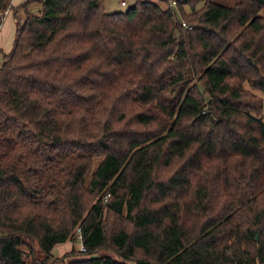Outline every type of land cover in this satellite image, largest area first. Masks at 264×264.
Here are the masks:
<instances>
[{
  "label": "trees",
  "instance_id": "16d2710c",
  "mask_svg": "<svg viewBox=\"0 0 264 264\" xmlns=\"http://www.w3.org/2000/svg\"><path fill=\"white\" fill-rule=\"evenodd\" d=\"M175 3L41 0L17 20L0 264H264V0ZM77 228L83 256L54 255Z\"/></svg>",
  "mask_w": 264,
  "mask_h": 264
},
{
  "label": "rangeland",
  "instance_id": "374dc122",
  "mask_svg": "<svg viewBox=\"0 0 264 264\" xmlns=\"http://www.w3.org/2000/svg\"><path fill=\"white\" fill-rule=\"evenodd\" d=\"M26 0H10V7L11 10H6L3 13L1 23L4 21V26L2 28V32H0V38H2V41L0 40V43L2 42L3 46H0V61L3 59V53H7L12 48L14 38H15V32H16V20L22 21L25 17V12H31V13H37L41 8V0H32L28 2L26 8L21 7L20 5L25 2ZM124 4H121V0H103L104 2V9L107 12H113V11H125L130 6H132L136 0H123ZM159 5L163 8L171 6L173 10L177 12L178 17L180 18V14L178 12L177 5L175 3V0H156ZM228 2H232V0H228ZM201 3L197 4V8L200 7ZM185 11H189L190 7L185 5L184 7ZM14 18L16 19L14 21ZM0 23V24H1ZM10 25H12V33L10 32ZM1 26V25H0ZM3 35V36H2ZM1 64V62H0ZM264 121V114H261ZM99 158H95L94 162L92 163V168H94L96 162ZM168 169L164 168L160 171V176H164L168 173ZM79 245L80 241L77 236H75V239L73 240H66L64 242L57 243L53 246L52 252L54 255L61 256L65 253H70L71 249H74V252L72 254H69L65 261H68L69 259L78 258L83 256V254L79 253ZM97 254H109L113 257H115V254L108 250H100Z\"/></svg>",
  "mask_w": 264,
  "mask_h": 264
},
{
  "label": "built area",
  "instance_id": "2783aa9c",
  "mask_svg": "<svg viewBox=\"0 0 264 264\" xmlns=\"http://www.w3.org/2000/svg\"><path fill=\"white\" fill-rule=\"evenodd\" d=\"M121 4H124L123 0H121ZM183 25H185L184 22H183ZM76 230H77V235L76 236L79 238V241H80L79 250L83 251L84 250V246H83L82 241H81L80 230H79V228H77Z\"/></svg>",
  "mask_w": 264,
  "mask_h": 264
},
{
  "label": "crops",
  "instance_id": "0c3cea01",
  "mask_svg": "<svg viewBox=\"0 0 264 264\" xmlns=\"http://www.w3.org/2000/svg\"><path fill=\"white\" fill-rule=\"evenodd\" d=\"M184 6H185V5H184ZM8 10H11V7H8V8H7V11H8ZM15 20H16V19L14 18V21H15ZM16 21H17V20H16ZM0 25H1V26H0V32H2V28H3V26H4V21H3V23H1ZM9 29H10V32H9V33H12V25H10V28H9ZM2 36H3V35H2ZM2 38H3V37H2ZM2 38H0L1 41H2ZM0 46H3V45H2V42L0 43ZM2 60H3V59H2ZM0 62H2V61H0Z\"/></svg>",
  "mask_w": 264,
  "mask_h": 264
}]
</instances>
